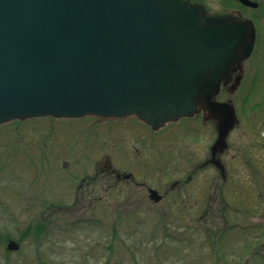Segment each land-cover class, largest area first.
I'll list each match as a JSON object with an SVG mask.
<instances>
[{"label":"rangeland","instance_id":"obj_1","mask_svg":"<svg viewBox=\"0 0 264 264\" xmlns=\"http://www.w3.org/2000/svg\"><path fill=\"white\" fill-rule=\"evenodd\" d=\"M93 118L0 125V233L19 243L13 254L0 243V264H264L263 127L235 133L234 146L258 140L237 155L195 132L141 143L125 117L99 119L93 141ZM104 155L137 181L113 191ZM43 223L48 234L25 236Z\"/></svg>","mask_w":264,"mask_h":264},{"label":"water","instance_id":"obj_2","mask_svg":"<svg viewBox=\"0 0 264 264\" xmlns=\"http://www.w3.org/2000/svg\"><path fill=\"white\" fill-rule=\"evenodd\" d=\"M243 33L182 0H0V125L191 115L217 87L205 74L227 69Z\"/></svg>","mask_w":264,"mask_h":264},{"label":"flooded vegetation","instance_id":"obj_3","mask_svg":"<svg viewBox=\"0 0 264 264\" xmlns=\"http://www.w3.org/2000/svg\"><path fill=\"white\" fill-rule=\"evenodd\" d=\"M217 1L223 3L218 4ZM217 1L215 0V3L213 0H195L193 2L202 8L205 21L216 19L243 26L245 33H243L240 45L236 47L234 56L222 74L217 76L216 70L205 74L207 81L215 78L214 83L217 87L213 88V94H211L210 88H205L202 91L199 104L201 106H198V112L178 121L177 118L172 117L164 124L150 125L144 121L150 127L144 124L142 119V121L136 120L137 123L131 126L138 129V138L140 137L141 143L147 139H156L158 144L165 141L170 143L171 139L180 132H183V135L195 132L196 135L203 138L201 140L212 143L209 145L210 147L219 141L213 151L225 150L227 152L228 149L232 151L234 149L238 155L241 154V149L245 151L247 149L248 152L251 149L254 150L255 138L254 141L250 138L251 142L247 145L234 146L235 138L240 137L235 133L245 129L247 135L252 132L254 135L257 128L263 127L260 132L264 137V83L263 86L261 83V72L264 71V0H250V6H244L232 0ZM214 4L215 9L212 7ZM215 10L218 11L215 12ZM223 17L231 20L223 19ZM212 103L214 105H211ZM220 105L229 107L221 108ZM136 121L129 120L125 124ZM262 144H264V140ZM43 149L46 151V147ZM87 151L90 150L87 149ZM107 157L104 155L97 164L100 173H103L109 181L112 178L116 182L110 185L107 182V186H111L113 190L121 188L124 181H137L134 174H123L116 168L114 169L112 162L106 161ZM134 165L138 170L137 165ZM191 180L192 178L189 176L185 180V184ZM252 234L253 232H250V236Z\"/></svg>","mask_w":264,"mask_h":264},{"label":"trees","instance_id":"obj_4","mask_svg":"<svg viewBox=\"0 0 264 264\" xmlns=\"http://www.w3.org/2000/svg\"><path fill=\"white\" fill-rule=\"evenodd\" d=\"M17 126H19V125H17V124L14 125V132L16 134H19L20 132H19V128ZM92 127H93L92 128L93 131H96V128L98 127V123H94V125ZM93 131H91V139H93V141L94 140L99 141V139H100V133L96 131V133L98 134V137L97 138H93V135H94V132ZM41 146H42V143H41ZM39 147H40V143H37L34 146V148H39ZM181 187H183V186H181ZM117 189H113V191H115ZM45 234H48V228H47V224L46 223H43L42 225H38L33 231H29V232L27 231V232H25V236L26 237L34 236L35 238H40L41 236H43ZM162 235L165 238V234H162ZM165 239L172 241L174 238L169 237V238H165ZM8 240H12V239L8 235H1V233H0V241L2 243H7ZM174 240L177 241V243H184V241H187L185 238L182 239V240H180V239H174ZM21 241L22 240H20L19 242H21ZM9 254H11V253H9ZM7 258L9 259V256H7Z\"/></svg>","mask_w":264,"mask_h":264}]
</instances>
